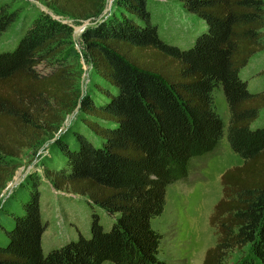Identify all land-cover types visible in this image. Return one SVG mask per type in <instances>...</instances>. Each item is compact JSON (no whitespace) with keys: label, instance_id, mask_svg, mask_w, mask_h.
Here are the masks:
<instances>
[{"label":"trees","instance_id":"trees-1","mask_svg":"<svg viewBox=\"0 0 264 264\" xmlns=\"http://www.w3.org/2000/svg\"><path fill=\"white\" fill-rule=\"evenodd\" d=\"M79 20H94L104 0H35ZM205 22L182 49L158 36L147 0H115L113 10L81 34L84 56L98 78L96 101L80 97L79 74L69 59L71 27L47 14L22 28L0 50V193L15 171L13 160L56 132L80 102L78 130L56 141L47 169L56 189L100 208L110 225L91 215L87 236L43 253L45 220L35 186L20 187L0 203V264H166L161 216L166 189L190 178L194 163L219 148L224 135L240 166L220 176L221 198L208 226L215 236L201 264H264V126L251 128L264 108V91L239 77L263 50L264 0H174ZM16 19L0 7V34ZM49 63L48 74L37 70ZM220 86L224 123L213 106Z\"/></svg>","mask_w":264,"mask_h":264},{"label":"rangeland","instance_id":"rangeland-1","mask_svg":"<svg viewBox=\"0 0 264 264\" xmlns=\"http://www.w3.org/2000/svg\"><path fill=\"white\" fill-rule=\"evenodd\" d=\"M114 2L115 0H104L101 13L107 9V16L113 10ZM146 6L158 36L168 44L182 49L188 48L205 30V22L188 12L177 1L147 0ZM0 7H5L16 16L15 21L0 34V50L12 45L22 28L29 26L42 14L68 24L72 30L69 43L77 50L78 57L75 60L69 59L67 63L73 67V75L79 74L76 85L80 97L90 96L96 101L104 99L96 91L99 81L91 61L84 56L79 33L80 27L93 26L98 17L94 20L71 18L47 3L35 0H0ZM262 44L264 45V30ZM49 63L41 64L37 70L48 74ZM239 77L246 82L249 91H264V48L251 56L246 66L239 71ZM212 97L214 109L221 117L226 133L229 114L220 86L214 88ZM79 107L80 102L73 112L64 116L56 132L48 133L34 148L23 150L13 160L15 171L0 193L1 203L2 197L8 192L11 191V195L20 187L35 186L39 196V210L46 226L41 236V247L45 254L75 239L78 232L87 236L92 213L99 216L103 227L107 228L111 223L110 218L100 208L91 209L85 197L66 189H56L46 171L56 164V159L53 158L56 156L54 146L59 137L65 132L78 130L77 127L81 125ZM260 126H264V108L260 110L251 128ZM242 163V159L230 149L224 135L218 150L211 157L194 163L188 181L176 182L167 187L163 212L152 221V226L162 234L159 256L166 264H201L205 251L215 242L213 230L208 226V216L214 204L221 198L220 176L225 170ZM241 255L240 252L231 253L226 264H233Z\"/></svg>","mask_w":264,"mask_h":264},{"label":"water","instance_id":"water-1","mask_svg":"<svg viewBox=\"0 0 264 264\" xmlns=\"http://www.w3.org/2000/svg\"><path fill=\"white\" fill-rule=\"evenodd\" d=\"M108 7H109V6H108ZM106 10H107V9H106ZM106 10H105L103 13H100V15L98 16V18H97V20H96V23L99 22V21H101V19L104 18V17L106 16V12H107ZM86 28H87V25H83L82 27H80V29H79V33L82 34V32H83ZM10 192H11V191H10ZM10 192H8L5 196H3L1 200L3 201V200L5 199V197H7L8 194H9Z\"/></svg>","mask_w":264,"mask_h":264}]
</instances>
